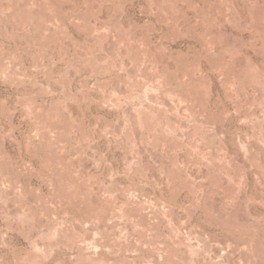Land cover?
I'll list each match as a JSON object with an SVG mask.
<instances>
[{
	"label": "rangeland",
	"instance_id": "rangeland-1",
	"mask_svg": "<svg viewBox=\"0 0 264 264\" xmlns=\"http://www.w3.org/2000/svg\"><path fill=\"white\" fill-rule=\"evenodd\" d=\"M0 264H264V0H0Z\"/></svg>",
	"mask_w": 264,
	"mask_h": 264
}]
</instances>
